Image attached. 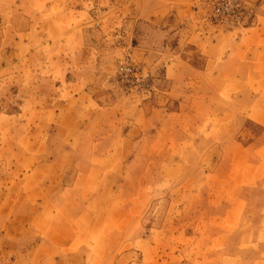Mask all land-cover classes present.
<instances>
[{
    "label": "rangeland",
    "instance_id": "rangeland-1",
    "mask_svg": "<svg viewBox=\"0 0 264 264\" xmlns=\"http://www.w3.org/2000/svg\"><path fill=\"white\" fill-rule=\"evenodd\" d=\"M48 5L46 40L27 46L28 9ZM55 84L63 87L60 101L80 103L65 109L63 125H46L43 101L58 95L45 96L42 87ZM263 87L264 0H0L3 208L11 169L27 172L37 163L32 153L46 150L51 161L57 151L61 166L95 167V187L114 189L112 211L128 206L141 232L152 233L141 244L137 226V243L127 240L136 253L123 259L127 245L117 254L110 246L124 238L106 235L86 236L84 255L55 251L78 247L85 241L79 237L37 250L42 231L32 225L12 241L0 237V264H243L249 255L234 254L231 228L232 235L213 239L210 229L218 231L220 222L198 220L218 207L207 199L201 209L197 194L224 181L216 150L224 133L245 145L263 134L241 102ZM0 215L1 236L8 209ZM175 217L192 218L189 235L175 231Z\"/></svg>",
    "mask_w": 264,
    "mask_h": 264
},
{
    "label": "crops",
    "instance_id": "crops-1",
    "mask_svg": "<svg viewBox=\"0 0 264 264\" xmlns=\"http://www.w3.org/2000/svg\"><path fill=\"white\" fill-rule=\"evenodd\" d=\"M50 8H52L50 5L44 6L41 11L37 12L28 9L27 14L31 15V18H26L25 43L27 46L40 44L42 42L39 41L40 39L46 40L41 31L45 25L43 15L49 13ZM36 16L37 20L35 21L34 17ZM35 31L39 35H37V41L33 42L31 38L34 37ZM65 38L66 36L59 37V43L61 39L65 40ZM13 39L15 43L11 44L18 43L16 37ZM57 78L60 81V79L65 78V75L61 74L60 76L59 73ZM43 81L49 83L50 78L44 77ZM37 88L38 86H33V90ZM262 89L261 91L258 90V93H255L253 97H244L241 102L246 105L245 110L249 114L251 122L260 126L263 134L253 137L249 144L245 145L237 135L232 134L230 137L224 133L221 138L222 144L216 148L219 152L217 171L220 169L217 176L224 181L207 183L208 185L202 187L197 194L201 200L198 203L201 209L205 208L207 199V202H212L218 207L212 209L211 212L204 211L205 215L202 214L198 220L208 222L217 220L220 222L222 227L218 231L214 232L213 229H210L209 236L213 239L215 237L222 239L226 235H232L231 232L233 231L234 245L232 250L234 254L249 255L248 258H244L243 264H264V87ZM42 90H44L45 96L47 92L53 91L58 95L56 102L43 101L44 104L41 109L46 110L43 115L45 124L63 125L65 118H67L65 109H69L71 104L76 109L80 103L78 102L79 97H74L72 102L66 104L59 100L63 94L61 85L55 84L53 88L47 85L42 87ZM78 108L80 109V107ZM237 119L239 118L237 117ZM235 121L238 123L236 119ZM240 122H242V118ZM56 137L58 134L54 133L52 138ZM227 138L229 140L225 141ZM49 140H51L50 136L47 141ZM53 154L54 159L47 161L46 158H49L47 157L48 151L32 153L31 158L36 159L37 163L29 171L22 172V167L16 166L9 172V198L6 199L5 203L8 205L3 208L0 199V214H2L3 209L4 211L8 209L9 217L6 218L8 221L5 227L6 233L1 234L0 237L9 238L12 241L17 238L18 229H29L33 225L42 231V238L34 246L37 250L41 249L44 243L55 244L54 239L57 238L79 237L85 239L86 236L105 237L106 235L113 239L124 238L121 246L119 243L112 242L111 254H117L123 245H127L120 251L123 259L131 253H136L129 249L127 240L132 239L134 243L143 244L147 238L152 237V233L147 235L141 232L144 227L141 230L139 228L141 226L140 217L131 218L128 206L120 207L116 212L112 211L114 189L112 186L111 189L105 188L104 185L101 188L95 187L97 182L93 181L91 172L95 167H78L75 169L67 164L61 166L59 160L61 156H58L60 152L53 151ZM154 155L156 156V152ZM49 215H53L54 219L48 220ZM45 220L48 221V225L43 226ZM132 221L133 223H131ZM170 221L175 223V231L178 232L181 229L182 232L180 233L190 234L191 217L185 219L175 217ZM183 222L185 228L182 225ZM188 224H190L189 227ZM136 227L139 228L137 232L139 240L137 242L135 239L138 238L134 237L133 234ZM48 229L49 231H47ZM86 245H89V242L85 239L83 244L81 243L78 247L55 251L84 255L89 253ZM136 246L134 244L133 248ZM138 253L139 255L143 254L141 251ZM117 263L120 264L121 262L118 261Z\"/></svg>",
    "mask_w": 264,
    "mask_h": 264
}]
</instances>
